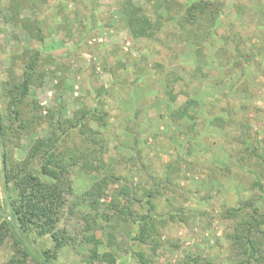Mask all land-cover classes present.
Wrapping results in <instances>:
<instances>
[{"label":"rangeland","instance_id":"obj_1","mask_svg":"<svg viewBox=\"0 0 264 264\" xmlns=\"http://www.w3.org/2000/svg\"><path fill=\"white\" fill-rule=\"evenodd\" d=\"M193 1L19 0L14 12V0H0V113L14 129L13 160L49 135V110L69 118L95 110L85 119L87 135L96 132L102 152L94 168L71 171L73 193L59 228L73 246L60 249L54 264H108L110 255L116 264H143L140 252L146 264H186L190 255L200 264L245 258L227 234L250 220L253 199L262 196L250 184L264 181V0H219V19L197 29L174 17ZM135 10L155 24L151 31L141 23L132 28ZM26 76L32 79L22 95ZM17 105L27 124L21 131L11 113ZM82 137H66L65 156L89 151ZM1 153L0 146L2 205ZM101 157L107 164L98 169ZM154 186L158 212L176 216L158 224L149 244L139 243L126 218L146 212L144 190ZM127 187L134 199L120 196ZM257 207L264 215L263 199ZM231 208L241 212L230 216ZM3 213L1 207L0 224ZM85 236L97 241L98 258ZM257 239L264 250V234ZM35 243L52 246L50 236ZM15 254L8 237L0 264H20Z\"/></svg>","mask_w":264,"mask_h":264},{"label":"trees","instance_id":"obj_2","mask_svg":"<svg viewBox=\"0 0 264 264\" xmlns=\"http://www.w3.org/2000/svg\"><path fill=\"white\" fill-rule=\"evenodd\" d=\"M19 0H14V12L19 8ZM174 17L178 16L184 19L190 27L197 29L207 22H215L219 19L221 3L219 0H199L193 1L188 9H181ZM132 28L135 23L147 32L151 31V27L155 26L149 19L141 14L140 11H131L129 14ZM158 21H161L160 19ZM185 26V24H182ZM186 28V26H185ZM149 32V31H148ZM149 32L148 34H151ZM195 39H199L198 35H194ZM33 70V68L31 69ZM26 76V81L19 85V90L22 95L26 94L28 89V82L31 77ZM12 117L21 122L19 129L25 130V116L23 109L17 105L16 110L11 111ZM95 110L84 111L83 115H77L69 118L65 117L61 110H49L44 116L49 122V135L47 137L36 139L31 145L27 156L21 161L13 160V157L8 149L9 132L14 129L5 127L4 118L0 113V146L1 153V176L4 185L5 196L2 200V207L4 219L0 224V246L4 244L9 237L13 240L14 250L17 255H20V264L25 262L26 256L32 258L36 263L54 264V260L58 256V252L65 246H73L74 239L66 228H59V224L64 215L65 207L70 195L73 193L71 171L73 167L80 165L83 168H94V162L98 155L102 152L97 148L96 132L92 136L87 135L89 131L88 123L85 121L89 115ZM187 113V109L185 112ZM35 116V115H34ZM34 118V117H33ZM25 125H24V124ZM74 131H77L85 143L90 142L91 146L87 149L89 151L80 150L78 153L68 154L62 152L61 146L67 136ZM11 133V132H10ZM69 156V157H68ZM80 156V157H79ZM83 163H80L81 159ZM107 163L102 159L98 160L96 168ZM97 190L104 192L105 187L103 183L97 182L95 184ZM253 191L259 192L262 196H256L251 204L252 212L248 213L250 220H243L242 224L236 227L234 234L228 233V240L233 247L239 248L243 252L245 258H228L230 264H264V250L259 245L260 240L257 239L258 234H264L262 226L264 225V215L257 207L258 200H264V181L258 178L250 184ZM123 190V189H122ZM146 212L143 214L136 213L128 215L126 218L127 225H129V236L131 239L139 243L149 244L153 240L154 232H157L158 224L166 222L168 218H175L173 212L161 213L157 210V188L152 187L149 190H144ZM135 195L134 188L127 187L120 192V196L126 199L133 198ZM134 199V198H133ZM1 201V200H0ZM139 201H142L140 199ZM92 208H97V204L92 200L90 202ZM131 212V211H130ZM230 216H236L239 209L231 208L228 210ZM244 212V211H242ZM108 219V216H105ZM104 218V219H105ZM235 229V228H234ZM135 234V235H134ZM50 236L52 246L39 249L35 243L36 237L42 238ZM35 237V238H34ZM94 236H85L86 242L96 244L92 253V259L98 258L97 241ZM30 244V245H29ZM35 249V252L31 251ZM108 256V255H107ZM140 261L146 264L144 254L139 253ZM108 264H116V258L110 255ZM186 264H200V258L192 255L187 258ZM203 264H213L212 260L206 259Z\"/></svg>","mask_w":264,"mask_h":264},{"label":"water","instance_id":"obj_3","mask_svg":"<svg viewBox=\"0 0 264 264\" xmlns=\"http://www.w3.org/2000/svg\"><path fill=\"white\" fill-rule=\"evenodd\" d=\"M45 264H48L47 262H45Z\"/></svg>","mask_w":264,"mask_h":264}]
</instances>
